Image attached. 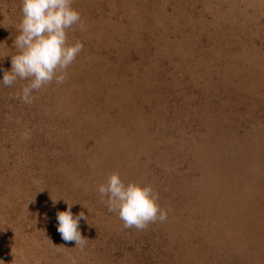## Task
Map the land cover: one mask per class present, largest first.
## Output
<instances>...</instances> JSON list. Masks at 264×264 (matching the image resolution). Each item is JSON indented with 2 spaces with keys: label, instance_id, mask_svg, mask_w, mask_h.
<instances>
[{
  "label": "rangeland",
  "instance_id": "obj_1",
  "mask_svg": "<svg viewBox=\"0 0 264 264\" xmlns=\"http://www.w3.org/2000/svg\"><path fill=\"white\" fill-rule=\"evenodd\" d=\"M72 5L64 83L30 104L29 81L0 85V264H264V0ZM21 20L0 0V79ZM113 173L167 220L125 228L98 193ZM66 202L83 251L57 231Z\"/></svg>",
  "mask_w": 264,
  "mask_h": 264
},
{
  "label": "clouds",
  "instance_id": "obj_2",
  "mask_svg": "<svg viewBox=\"0 0 264 264\" xmlns=\"http://www.w3.org/2000/svg\"><path fill=\"white\" fill-rule=\"evenodd\" d=\"M74 27L85 30L72 0H22V20L14 40L17 54L11 56V70L4 71L0 85L11 87L18 79L29 81L15 98L30 104L34 92L53 82L63 84L68 68L84 48L80 41H69ZM98 193L125 228L143 230L150 223L167 220V211L158 203L159 193L151 185L126 183L119 173H113L99 185ZM66 203L67 210L56 214L57 231L65 243L74 242L83 251L87 239L80 231V222L88 217L83 212L74 215L73 205Z\"/></svg>",
  "mask_w": 264,
  "mask_h": 264
}]
</instances>
